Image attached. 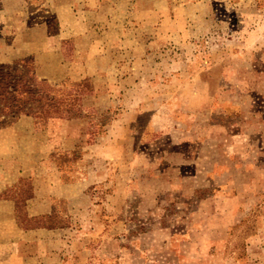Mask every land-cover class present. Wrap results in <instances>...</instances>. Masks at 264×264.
<instances>
[{"label":"rangeland","instance_id":"1","mask_svg":"<svg viewBox=\"0 0 264 264\" xmlns=\"http://www.w3.org/2000/svg\"><path fill=\"white\" fill-rule=\"evenodd\" d=\"M24 59L76 116L0 127L14 228H70L71 264H264V0H0Z\"/></svg>","mask_w":264,"mask_h":264},{"label":"trees","instance_id":"2","mask_svg":"<svg viewBox=\"0 0 264 264\" xmlns=\"http://www.w3.org/2000/svg\"><path fill=\"white\" fill-rule=\"evenodd\" d=\"M15 65H29V70L20 74V71L11 67L0 65V127L9 126L20 116L34 118H71L74 97H69L65 102L54 93V89L45 81L36 78L33 73L30 59L14 62ZM88 80L74 84L80 93L89 90L86 86ZM77 91V90H76ZM77 114V113H76ZM17 202H16V219ZM19 226L22 229L51 228L50 226L32 225Z\"/></svg>","mask_w":264,"mask_h":264},{"label":"crops","instance_id":"3","mask_svg":"<svg viewBox=\"0 0 264 264\" xmlns=\"http://www.w3.org/2000/svg\"><path fill=\"white\" fill-rule=\"evenodd\" d=\"M17 125V124H16ZM11 129V128H10ZM9 131V130H8ZM4 133H10L6 130L0 131V145H1V135ZM11 170V169H10ZM13 171L11 170L10 173L3 167L0 168V181L4 179L2 182V186L4 190L10 186L11 184H7V179H11V177H19L23 174L19 173L11 175ZM16 178V179H17ZM13 201L11 199H0V220L5 221L6 224H11L10 227L1 226L0 227V237L1 243L0 244V252L6 250V248L11 244L14 246L15 243H19L21 247H26L28 249V253H26L22 264H71V252H70V241L63 240L61 237H64V234L68 233L69 229H45V228H37L31 230H20L17 227H13ZM39 212L36 214H32V216L39 215ZM1 221V222H3ZM67 230V231H66ZM21 237L20 240L18 239V235ZM18 237L17 239L14 237ZM13 236V238H10ZM55 236L57 240L56 243L53 241L52 237ZM43 237V239H41ZM17 241V242H16ZM9 244H7V243ZM55 243L54 247L57 245V248L52 247ZM32 247H37L36 251L32 250ZM41 247L42 250H41ZM60 247V248H59ZM0 264H8L0 262Z\"/></svg>","mask_w":264,"mask_h":264}]
</instances>
